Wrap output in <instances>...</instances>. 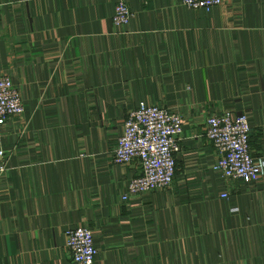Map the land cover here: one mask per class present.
I'll use <instances>...</instances> for the list:
<instances>
[{"label": "crops", "instance_id": "obj_1", "mask_svg": "<svg viewBox=\"0 0 264 264\" xmlns=\"http://www.w3.org/2000/svg\"><path fill=\"white\" fill-rule=\"evenodd\" d=\"M1 74L25 112L0 124V264H71L73 227L94 264H264V170L224 180L205 137L210 115L246 114L264 160V0H0ZM140 102L181 115V149L169 188L122 200L141 167L113 152Z\"/></svg>", "mask_w": 264, "mask_h": 264}, {"label": "built area", "instance_id": "obj_2", "mask_svg": "<svg viewBox=\"0 0 264 264\" xmlns=\"http://www.w3.org/2000/svg\"><path fill=\"white\" fill-rule=\"evenodd\" d=\"M224 0H182L191 9L210 10ZM132 12L124 1L115 6L112 22L116 27L126 26ZM24 103L19 90L6 74L0 75V124L9 118L23 115ZM183 119L167 108L140 102L130 110L123 123L113 152V161L127 164L140 162L141 174L130 180L122 200L130 195L169 188L176 170L175 155L180 151ZM250 126L246 114L230 112L210 115L205 122V137L217 153L213 170L224 180L256 182L264 170V160L255 159L249 147ZM3 152L0 150V155ZM227 193L221 197H227ZM65 248L71 264H94L97 248L93 232L87 227L67 228Z\"/></svg>", "mask_w": 264, "mask_h": 264}]
</instances>
